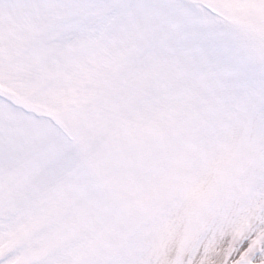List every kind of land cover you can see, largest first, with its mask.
Returning a JSON list of instances; mask_svg holds the SVG:
<instances>
[{
    "label": "snow or ice",
    "instance_id": "snow-or-ice-1",
    "mask_svg": "<svg viewBox=\"0 0 264 264\" xmlns=\"http://www.w3.org/2000/svg\"><path fill=\"white\" fill-rule=\"evenodd\" d=\"M0 264H264V0H0Z\"/></svg>",
    "mask_w": 264,
    "mask_h": 264
}]
</instances>
